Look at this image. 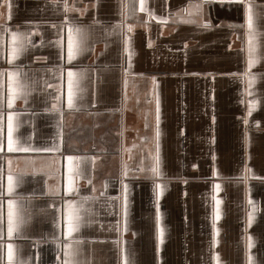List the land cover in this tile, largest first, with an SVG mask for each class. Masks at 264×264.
I'll use <instances>...</instances> for the list:
<instances>
[{"label":"crops","instance_id":"obj_1","mask_svg":"<svg viewBox=\"0 0 264 264\" xmlns=\"http://www.w3.org/2000/svg\"><path fill=\"white\" fill-rule=\"evenodd\" d=\"M69 26L87 35L71 61ZM68 68L83 73L72 108ZM6 70L26 85L12 108L16 138L57 150L0 153L23 218L9 238L5 191L0 264L8 243L13 264H124L122 248L128 264H264V0H0ZM68 156L80 158L72 192ZM69 200L82 217L71 237Z\"/></svg>","mask_w":264,"mask_h":264},{"label":"snow or ice","instance_id":"obj_2","mask_svg":"<svg viewBox=\"0 0 264 264\" xmlns=\"http://www.w3.org/2000/svg\"><path fill=\"white\" fill-rule=\"evenodd\" d=\"M143 10V9H142ZM205 26H208L207 23H205ZM247 27L250 30L249 34V60H248V66L251 68L252 64L255 62L253 58V46H252V37H251V30L253 28V18L250 14V10L247 13ZM14 40H15V34ZM87 44V35L86 33L79 27L69 26L68 27V35H67V56L69 61L73 60L77 55H79L81 52L85 50ZM18 52L17 48H13L11 55L9 57V63L13 59H15V56ZM243 75L249 76V73L246 71ZM6 77V86H7V99L6 104L7 108L9 109L7 113L5 114L3 111H0V153H4L5 147L8 153L13 152H23V153H30V152H54L57 149L55 148H34L31 146H22L18 138L15 136V130H16V123H15V117L16 113L12 111L14 102L16 98L21 95L26 88V85H24L20 80V72L13 71V70H6V71H0V104H3L4 102V86H5V80ZM83 78L82 72H75L72 70V68L67 69V104L69 108L74 107V100L77 96V93L81 91L80 89V80ZM252 79L249 76V86H251ZM49 87H53V85H49ZM58 93H62V87L57 89ZM62 98L61 94H58L55 99L57 101H60ZM53 108H56V104L54 103L52 105ZM251 113V108L249 110V114ZM5 115H6V136H5ZM157 137L159 136V132L157 130L156 133ZM68 160V166H67V186L66 190L68 192H72L74 190L75 184H74V177L77 174V166L72 163V161L76 159H80L78 157L68 156L66 158ZM8 163V175L6 177V188H5V177H4V169L3 165L0 164V238H2L3 233V224H4V206H5V197L4 193L7 192L8 198H7V236L9 238L13 237L14 233L19 229L20 225L23 223V218L20 214V212L17 209V202L16 200L12 199L11 197L14 195V188L17 183L16 178L11 173V160L7 161ZM159 163V157L156 156V163L151 167V172L154 175H160V170L158 167ZM126 175V172H125ZM157 187H160V185H157ZM217 190H219L220 185L215 186ZM124 208H125V230H126V216H127V186L124 185ZM87 199V198H85ZM217 208H216V215L215 219L218 220L220 218V210H219V204L220 201L217 200ZM250 204H253V201L249 200ZM67 208L66 210H62L61 212V221L64 224L66 231L65 235L68 237H71L74 232H76L80 225L82 217L80 215V208L77 207L75 201H67ZM253 211L255 209L253 208ZM253 214L249 213L248 215V225L250 226L253 222ZM214 236L218 235L219 230L215 229V221H214ZM248 240V248L251 249L252 247V238L249 236L247 237ZM159 241L162 244L163 243V230H160L159 234ZM215 243V241H214ZM117 244H120V241H117ZM7 260L8 264H13L14 261V245L12 243L7 244ZM65 248L67 251L65 252V256L73 255L71 252V245H65ZM3 249L4 245L0 243V259H3ZM121 257L124 260V264H128L127 261V255L126 250L121 249ZM217 259V264H219L218 256L215 257ZM249 264H252V257L249 255L248 257ZM64 264H72L71 261L66 260Z\"/></svg>","mask_w":264,"mask_h":264}]
</instances>
